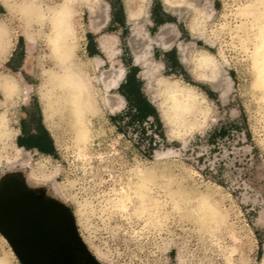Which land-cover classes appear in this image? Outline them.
Wrapping results in <instances>:
<instances>
[{
    "label": "rangeland",
    "instance_id": "1",
    "mask_svg": "<svg viewBox=\"0 0 264 264\" xmlns=\"http://www.w3.org/2000/svg\"><path fill=\"white\" fill-rule=\"evenodd\" d=\"M6 1L0 79L18 88L0 92V178L18 171L61 201L100 264H264V0H77L74 59L93 86L83 134L68 108L45 114L48 16L62 0H38L41 22ZM132 67L156 110L142 121L119 91ZM171 83L194 94L191 110L171 103ZM37 122L52 154L17 149ZM0 264H22L1 232Z\"/></svg>",
    "mask_w": 264,
    "mask_h": 264
},
{
    "label": "water",
    "instance_id": "2",
    "mask_svg": "<svg viewBox=\"0 0 264 264\" xmlns=\"http://www.w3.org/2000/svg\"><path fill=\"white\" fill-rule=\"evenodd\" d=\"M0 232L22 264H100L69 209L29 187L18 171L0 178Z\"/></svg>",
    "mask_w": 264,
    "mask_h": 264
},
{
    "label": "bare ground",
    "instance_id": "3",
    "mask_svg": "<svg viewBox=\"0 0 264 264\" xmlns=\"http://www.w3.org/2000/svg\"><path fill=\"white\" fill-rule=\"evenodd\" d=\"M2 1L9 6L6 0ZM76 1L77 0H62L56 6L50 8L49 11L48 20L50 26L47 40L57 68L51 70L48 76V83L50 85L48 97L51 98L48 103L46 102L48 105L46 106L45 114L46 117H50L54 109L62 107L68 108L77 132L83 134L86 113L91 110L93 103V86L91 79L83 72L82 66L74 59L75 46L72 42V37L74 34L73 8ZM18 9L25 21L28 22H41L47 15L38 0H26L18 6ZM7 27L8 26H6L4 22L0 21V53L4 52L7 48ZM122 76L123 71L117 74L116 78L110 82L106 83L104 81L105 86L117 85ZM167 85L168 87L166 88L169 100L173 105L183 110H191L192 107L195 106V96L187 90L188 87H182L176 83ZM17 88L18 85L11 76L5 75L0 79V92L5 99L14 95ZM8 134L7 117L1 114L0 140L8 137ZM20 148L21 147H17L18 150Z\"/></svg>",
    "mask_w": 264,
    "mask_h": 264
},
{
    "label": "trees",
    "instance_id": "4",
    "mask_svg": "<svg viewBox=\"0 0 264 264\" xmlns=\"http://www.w3.org/2000/svg\"><path fill=\"white\" fill-rule=\"evenodd\" d=\"M113 21H120L123 23L122 18L113 12ZM121 16L123 12L120 11ZM157 23H161L156 20ZM137 67H132L129 69L125 76V80L119 85V91L125 97L129 108L133 109L132 118L137 119L138 121L145 120L149 116H156V110L151 102L146 98V96L141 91L142 82L136 77ZM26 126H22V136H17V144L19 146H25L27 149L31 147H38V149L43 153L52 154L53 153V144L50 135H48V141L45 142L43 138L40 140L39 136L34 135L29 132ZM39 145V146H37Z\"/></svg>",
    "mask_w": 264,
    "mask_h": 264
},
{
    "label": "crops",
    "instance_id": "5",
    "mask_svg": "<svg viewBox=\"0 0 264 264\" xmlns=\"http://www.w3.org/2000/svg\"><path fill=\"white\" fill-rule=\"evenodd\" d=\"M38 124V126H37V128L35 127V129H27V130H30L29 132L30 133H33L34 135H38L39 136V138H40V140L43 138V140L45 141V142H47L48 141V135H47V132H48V130H47V128H45V126L42 124V122H37ZM47 132H46V131ZM48 134H49V132H48ZM19 135H21L22 136V132H20V134H18L17 136H19ZM50 135V134H49ZM17 136H16V139H15V141L17 140ZM51 137V136H50ZM16 145H17V147H21V148H24V149H27L25 146H19L18 144H17V142H16ZM37 146H39V145H37ZM29 149H35V150H37V151H39V152H41L39 149H38V147H31V148H29ZM41 153H43V152H41ZM45 154H48V153H45Z\"/></svg>",
    "mask_w": 264,
    "mask_h": 264
}]
</instances>
